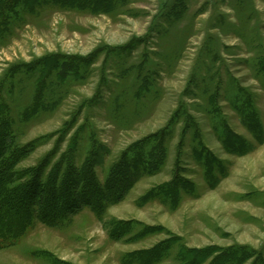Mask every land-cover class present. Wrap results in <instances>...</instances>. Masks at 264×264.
Returning <instances> with one entry per match:
<instances>
[{
    "label": "rangeland",
    "instance_id": "374dc122",
    "mask_svg": "<svg viewBox=\"0 0 264 264\" xmlns=\"http://www.w3.org/2000/svg\"><path fill=\"white\" fill-rule=\"evenodd\" d=\"M28 1L0 0L2 116L28 151L16 168L59 186L71 165L75 191L91 172L104 197L99 212L72 189L81 207L37 212L0 264H179L182 246L264 264V0Z\"/></svg>",
    "mask_w": 264,
    "mask_h": 264
},
{
    "label": "trees",
    "instance_id": "16d2710c",
    "mask_svg": "<svg viewBox=\"0 0 264 264\" xmlns=\"http://www.w3.org/2000/svg\"><path fill=\"white\" fill-rule=\"evenodd\" d=\"M45 1L57 2L71 8H91L92 10L98 8L104 9L106 7L109 9L111 8V0H29L27 2V7L32 10L36 4ZM56 60L55 57H52L51 62L53 63ZM83 60L84 59H82V61ZM67 73L68 70L62 71L59 77H66ZM5 109V106L3 107V105H0V246L24 233L28 227L32 225L34 219L37 218L38 215L41 221L51 224L50 222H58L61 216H69L70 213L75 212L81 207V205L76 206V204H71L75 203L71 202L72 200L74 201L75 198V196L71 195V190L74 189L73 184L76 181V183L81 184V179H79L78 175L74 172V166L70 165L69 167L70 176L73 175L74 177L73 181L66 179L59 185L64 192H62L63 198H65L61 206L58 204V195H60V192L57 187L59 186L54 184L56 183L55 181H57L56 177L49 178L51 182L50 180L43 182V180H41L42 176L38 175L39 177L37 178L36 170H34L36 168H32L29 171L28 169L26 171L23 170V172H20L16 168L17 164L21 162L28 151L26 148L24 149L14 143L11 125L2 116ZM253 119L255 120V118ZM128 170V168L121 170L117 174L118 176L120 175L117 180H127L125 177H127ZM83 175L84 176H81V178L84 180V183L86 182L85 184H87V186L82 187L80 191L81 194L78 189L76 191L74 189V191L79 193L80 199L86 201L88 206L97 208L94 210L100 212V208L103 206L101 201L104 195L101 193L102 191L93 173L89 172ZM37 181L39 182L38 185L36 184ZM116 181L113 179L109 180L107 186L112 188V182L116 184ZM70 184H72V186H70ZM167 191L176 196L179 192V187L173 182L170 184ZM109 197L112 198L111 196ZM94 199H97V201L92 202ZM67 200L68 202L64 203ZM33 202L34 207H28V205ZM57 211H61L58 212L60 215L52 216L50 214L57 213ZM176 241L177 239H170L169 243L174 244ZM168 248L169 245H166L162 251H166ZM214 252L213 248L188 249L182 246L177 252V255L181 259L179 264H203L211 258ZM154 254H159V251H152L149 257L145 256L142 260L146 262V259L150 258L151 255L153 257ZM249 256L250 255L246 253V251L244 253L240 250H234L232 253L222 251L213 258L211 264H242Z\"/></svg>",
    "mask_w": 264,
    "mask_h": 264
}]
</instances>
